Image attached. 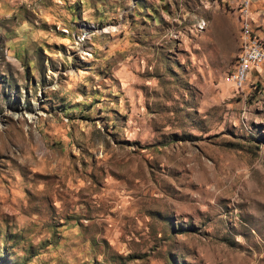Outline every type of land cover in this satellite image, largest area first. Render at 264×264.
I'll return each instance as SVG.
<instances>
[{"label": "rangeland", "instance_id": "obj_1", "mask_svg": "<svg viewBox=\"0 0 264 264\" xmlns=\"http://www.w3.org/2000/svg\"><path fill=\"white\" fill-rule=\"evenodd\" d=\"M238 11L0 0V264H264V63L223 83Z\"/></svg>", "mask_w": 264, "mask_h": 264}, {"label": "built area", "instance_id": "obj_2", "mask_svg": "<svg viewBox=\"0 0 264 264\" xmlns=\"http://www.w3.org/2000/svg\"><path fill=\"white\" fill-rule=\"evenodd\" d=\"M249 5L250 0H238L241 43L237 52L236 68L223 76V83L236 91L245 85L251 71L264 63V40H260L251 32Z\"/></svg>", "mask_w": 264, "mask_h": 264}, {"label": "bare ground", "instance_id": "obj_3", "mask_svg": "<svg viewBox=\"0 0 264 264\" xmlns=\"http://www.w3.org/2000/svg\"><path fill=\"white\" fill-rule=\"evenodd\" d=\"M235 68H236V66H235Z\"/></svg>", "mask_w": 264, "mask_h": 264}]
</instances>
